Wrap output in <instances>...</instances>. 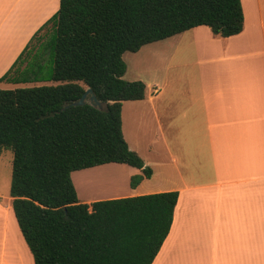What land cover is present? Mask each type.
<instances>
[{
    "label": "trees",
    "instance_id": "1",
    "mask_svg": "<svg viewBox=\"0 0 264 264\" xmlns=\"http://www.w3.org/2000/svg\"><path fill=\"white\" fill-rule=\"evenodd\" d=\"M204 25L219 37L241 32L240 0H60L58 10L0 77L50 84L0 89V155L12 150L9 196L34 264H151L169 233L177 191L80 202L71 173L107 163L151 176L121 130V106L145 96L123 78L125 52ZM43 52L19 69L46 27ZM40 57V58H39ZM43 58V59H41ZM91 88L103 108L74 105Z\"/></svg>",
    "mask_w": 264,
    "mask_h": 264
},
{
    "label": "crops",
    "instance_id": "2",
    "mask_svg": "<svg viewBox=\"0 0 264 264\" xmlns=\"http://www.w3.org/2000/svg\"><path fill=\"white\" fill-rule=\"evenodd\" d=\"M240 1L238 34L219 37L200 25L131 54H141V77L126 65L123 78L146 90L122 102L121 130L151 176L131 187L141 170L127 164L77 171L83 203L178 192L151 264H264V0ZM59 2L0 0V77ZM11 201L0 193V264H34Z\"/></svg>",
    "mask_w": 264,
    "mask_h": 264
},
{
    "label": "rangeland",
    "instance_id": "3",
    "mask_svg": "<svg viewBox=\"0 0 264 264\" xmlns=\"http://www.w3.org/2000/svg\"><path fill=\"white\" fill-rule=\"evenodd\" d=\"M49 33H50V26L43 29L37 35V37L32 41L31 45L29 46L27 52L25 53V55L23 56V58L20 62V68H19L20 70L23 68L31 66L33 64V62L35 61V59L37 58V56H38L37 54H39V56H40V54L43 52V46H44V43L46 42V39H47ZM131 54L132 53H130V52H125L124 55L122 56L124 62L129 67V73L128 74L130 77H134V76L141 77V73H139L138 70L136 69V67H134V65L137 62L140 63L141 54L138 57H134ZM41 59H43V58H41ZM131 75H133V76H131ZM48 83L49 82L9 83V84L8 83H0V89H14V88H19V87H31L34 85H44V84H48ZM12 157H13V153H12V150H10V149H5L2 153V155L0 156V193L1 194L2 193L3 194L8 193L9 188H10ZM106 170L107 169H101V170L87 171V172H92L95 174V173H103L101 171L105 172ZM84 173H82V174H84ZM79 176H80L79 173L77 171H75L72 173L71 178H72L73 184L75 186L77 196H78L79 200H82L83 194H85L84 193L85 191L81 189L82 184L79 183V180H78ZM103 176H107V180H108L109 175L106 174ZM101 187L102 186L98 187L97 185H94L92 190L94 192L97 191L98 193H100L101 191L105 190L104 188H101ZM89 190H91V189H89ZM23 258H24L23 261L28 262L27 258H25V257H23Z\"/></svg>",
    "mask_w": 264,
    "mask_h": 264
},
{
    "label": "water",
    "instance_id": "4",
    "mask_svg": "<svg viewBox=\"0 0 264 264\" xmlns=\"http://www.w3.org/2000/svg\"><path fill=\"white\" fill-rule=\"evenodd\" d=\"M86 102H88L90 105L98 109L103 108V103L97 98V96L95 95V93L93 92L91 88H86V90L83 92L79 100L74 102L73 104L83 105Z\"/></svg>",
    "mask_w": 264,
    "mask_h": 264
}]
</instances>
